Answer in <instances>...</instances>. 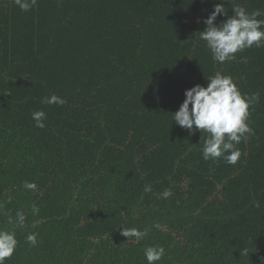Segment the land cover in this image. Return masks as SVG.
<instances>
[{"label": "trees", "instance_id": "trees-1", "mask_svg": "<svg viewBox=\"0 0 264 264\" xmlns=\"http://www.w3.org/2000/svg\"><path fill=\"white\" fill-rule=\"evenodd\" d=\"M219 2L0 0V229L18 240L5 264H148L149 246L165 249L156 264H264V47L214 62L199 32ZM218 72L259 97L236 164L204 160L208 134L173 121ZM53 94L65 103L41 102Z\"/></svg>", "mask_w": 264, "mask_h": 264}, {"label": "clouds", "instance_id": "clouds-1", "mask_svg": "<svg viewBox=\"0 0 264 264\" xmlns=\"http://www.w3.org/2000/svg\"><path fill=\"white\" fill-rule=\"evenodd\" d=\"M226 2L231 5L233 14L228 16L225 0L215 3L214 10L203 20L205 29L199 32V39L206 43L214 62L220 64L234 61L236 54L245 49L253 46L264 47V19H258L264 16V11L256 9L248 12L244 7L234 4L233 0ZM14 3L22 12H28L36 5L37 0H14ZM221 14L227 18L216 23ZM206 79L207 86L196 84L185 90L186 98L179 110L173 113V121L189 132L200 131L203 135L208 134L202 149L204 160L223 158L228 164H236L241 156L236 146L242 140L246 142L248 135L253 131L248 124L250 107L259 101V97L256 93L243 94L231 76L218 72ZM41 102L48 105H63L65 100L53 94L44 97ZM32 119L36 122V127H45L44 111H34ZM23 187L32 191L37 189L34 182L26 181ZM144 191L151 192V185H146ZM170 195V190L162 193L165 199ZM256 206H260L259 202ZM32 211L33 214H38L39 208L34 206ZM16 217L18 225L22 227L26 215L17 211ZM121 234L127 240L139 241L147 235V230L122 228ZM26 241L29 245L36 246L37 234L29 233ZM17 245L18 240L14 231L0 229V264H5V261L13 256ZM248 253L247 247L240 249V256H248ZM144 255L148 264H156L165 255V249L149 246L144 249Z\"/></svg>", "mask_w": 264, "mask_h": 264}]
</instances>
